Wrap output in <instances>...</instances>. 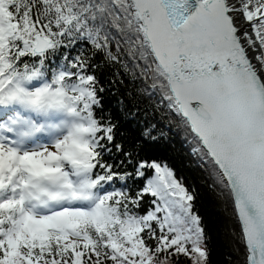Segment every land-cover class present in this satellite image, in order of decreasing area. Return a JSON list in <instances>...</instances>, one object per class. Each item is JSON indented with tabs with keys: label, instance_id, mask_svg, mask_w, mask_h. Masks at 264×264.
<instances>
[{
	"label": "snow or ice",
	"instance_id": "snow-or-ice-1",
	"mask_svg": "<svg viewBox=\"0 0 264 264\" xmlns=\"http://www.w3.org/2000/svg\"><path fill=\"white\" fill-rule=\"evenodd\" d=\"M0 264H264V0H0Z\"/></svg>",
	"mask_w": 264,
	"mask_h": 264
},
{
	"label": "trees",
	"instance_id": "trees-1",
	"mask_svg": "<svg viewBox=\"0 0 264 264\" xmlns=\"http://www.w3.org/2000/svg\"><path fill=\"white\" fill-rule=\"evenodd\" d=\"M149 119H152L154 123L159 121L163 131L167 133L166 139L157 147V155L164 158L187 185L196 189L199 206L211 237L210 247L213 248V259H223L232 248V237L223 204L218 201L209 187L210 181L207 180L206 173L198 166L197 159L191 154V145L185 139L184 133L176 127L173 118L161 111L156 112L153 117L149 109ZM165 125L168 127H164Z\"/></svg>",
	"mask_w": 264,
	"mask_h": 264
}]
</instances>
